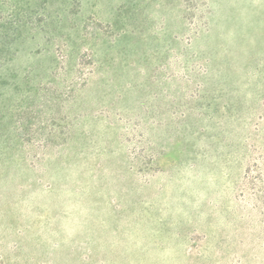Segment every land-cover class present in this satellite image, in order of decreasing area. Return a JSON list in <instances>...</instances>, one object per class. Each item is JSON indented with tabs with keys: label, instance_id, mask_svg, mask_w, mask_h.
Here are the masks:
<instances>
[{
	"label": "rangeland",
	"instance_id": "1",
	"mask_svg": "<svg viewBox=\"0 0 264 264\" xmlns=\"http://www.w3.org/2000/svg\"><path fill=\"white\" fill-rule=\"evenodd\" d=\"M0 264H264V0H0Z\"/></svg>",
	"mask_w": 264,
	"mask_h": 264
}]
</instances>
